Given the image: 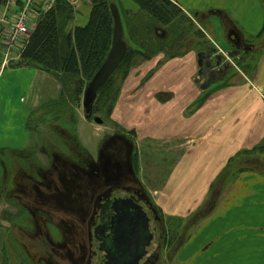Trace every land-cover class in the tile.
Segmentation results:
<instances>
[{"label": "crops", "instance_id": "1", "mask_svg": "<svg viewBox=\"0 0 264 264\" xmlns=\"http://www.w3.org/2000/svg\"><path fill=\"white\" fill-rule=\"evenodd\" d=\"M57 1L52 0V8ZM64 1L73 11L64 28L67 35L88 23L92 7L89 0ZM122 1L130 11H139L131 0ZM169 1L194 19L200 14L208 18L215 39L220 29L222 39L238 49L240 64L233 72L228 66L229 75L211 80L205 70H212L213 57L222 49L195 19L220 50L211 52L207 43L192 40L178 54L160 53L130 69L118 84L108 117L113 133L107 136L116 130L131 142L136 175L152 160L167 166L160 186L147 190L164 223L166 243L168 228L173 235L175 222L190 219L205 206L203 218L177 250V264H264V173L247 168L219 180L235 164L264 165V0ZM43 13L36 8L31 15V31ZM20 54L10 61H19ZM6 70L29 79L24 104L17 108L7 98L4 105L5 113L15 115L21 125L15 129L25 139L20 151H32L41 168H48L51 158L39 146L41 134L28 126L41 106L59 99L62 86L39 69L5 63L0 80ZM0 231L5 240L6 230ZM0 244L2 251L1 237Z\"/></svg>", "mask_w": 264, "mask_h": 264}, {"label": "rangeland", "instance_id": "2", "mask_svg": "<svg viewBox=\"0 0 264 264\" xmlns=\"http://www.w3.org/2000/svg\"><path fill=\"white\" fill-rule=\"evenodd\" d=\"M110 4H114L118 9L123 28V42L128 51L140 52L139 46H142L145 55L155 50L157 52L155 55L163 53L166 56H170L182 52L189 41L191 42L194 40L193 42L198 44L207 43V50L211 52H218L222 49L220 50L222 52H219L213 57V61L211 62L212 70H205V73L209 74L211 80L229 75L227 73L228 66L232 68L231 72H233L236 70L234 68L235 65L237 66V64H240L237 63V55H239L238 49L233 48L228 42L222 39L220 29L215 39L210 24L211 22L208 18L204 17L203 14L196 15L195 19L198 24L205 29V32L207 31L209 33L211 31L213 33H211V36L209 35V38L218 42L219 50L211 43L208 37L201 32L202 29L200 30L198 28V24L194 21L195 19L185 12H182L169 26L163 27L156 24L155 21L149 19L147 16L141 15L138 11H130L122 0H110ZM3 13L4 10L0 9V17ZM181 33L183 34V40L180 42L177 38ZM177 42H179V45ZM172 43L176 44L170 48L169 46ZM15 55L16 52L11 53L7 58L0 56V67L6 61V65L10 68H16L19 61H10ZM224 61L227 62V66H224ZM126 67L127 66L124 68L122 67L110 79L109 87L111 90L107 100L102 98L107 88H104L96 95L92 105L93 113H91L90 116L84 115L82 107L83 93L89 83L85 79H79L83 84L82 95L79 97L80 102L74 103V101L69 99L62 91L57 101L58 107L49 106L40 114H34L29 122L28 128L36 130L37 132L39 131L41 134L42 138L40 137L39 146H41L43 150L46 148L48 155L51 157V164H54L56 171L51 168L52 166L41 168L38 162H36L37 160H35L32 151H30L32 155L27 152L21 153V148H19V146H22L25 139L21 135H18L17 130H15L21 127V125H19V121L16 119L15 115L11 116L5 113L8 104L5 107L4 105L8 98L10 104L17 108L21 107L22 101L27 100L29 79L27 76L22 78L20 74L18 75V72L12 76L8 72L9 70H6L3 74L0 80V95L3 93V100L0 101V228L7 229V231H5L7 237L3 240L4 234L0 231L1 243H4L2 251L0 248V264L73 263V261L70 260V258H72V252L75 251V247L77 248L79 245L78 237H80V239L82 238V231L79 229L78 221L74 219V215L77 214V205H79V202L82 200V195L84 196L86 194V190L90 188L93 190L95 189L92 187L90 180L96 179L98 173L102 174L107 186H114L113 188L116 196L124 198L125 201H130L135 207H142L145 213H148L149 218L153 220V205L150 198L148 200V209L144 205L141 206L137 204L134 194L129 192V190L126 191L124 188L120 187L122 185L124 186L126 183V173L124 174L125 176L119 174L111 166L106 168L100 167V172H95L83 166V163L77 161L75 156L68 151L69 149L67 150V148H65L62 141V134L64 133L60 132L62 131L61 129L68 131V135L71 137L72 141L79 146V150L86 151L94 164L102 163L101 160L103 155H105L104 149L105 146H107V142H115L116 145L124 142L129 143V140L123 135H120L116 130L115 133L118 132L117 141L106 139L108 134L113 133L112 126L109 124V119L107 117L108 108L110 106L109 100L113 97L115 86L121 83L119 80L123 76ZM7 81H9L10 84H7ZM22 82L24 83V87L22 86ZM76 82V80L71 82V89H74ZM62 95L63 99H61ZM97 118L101 120L100 124L95 123V119ZM8 128L13 129L11 134L8 133ZM25 130L27 131V128H25ZM103 141L105 142L102 145ZM124 149L123 151H126L128 154L129 150H126V148ZM75 154L77 155V153ZM104 157L109 158L107 155ZM65 160L71 162V166L66 168L62 167L63 169L58 167L60 164L63 166ZM156 163L155 160H152V162L144 166V170L141 173L138 172V175L134 176L130 174L132 179V183L130 181L131 185H133V187L142 188L146 195L147 190L155 189L160 186L166 174L167 166L157 165ZM68 168H74L76 174L79 176L81 172H86L85 175L88 176L89 179L84 180L85 186L81 185L78 182L79 179H76V177L71 181L72 184L75 183L72 186L67 185L63 178L62 184H57L58 178L56 175H61L62 172H65V169ZM22 186H25L24 192H21L19 189L20 187L22 188ZM97 188L99 191L106 189V187L102 185ZM16 200L24 203L27 207L26 209H28L30 213L25 209L12 206L16 204ZM52 202L58 207L57 209L55 207L53 211L56 210L61 212L56 217V219H58V224L52 223L47 227H42L38 221H40L39 219H41L43 215L46 216L44 207L49 208L50 205L53 204ZM64 211L74 214L66 215ZM203 215L204 213L200 214L198 219H202ZM33 217L39 226V234L42 235L41 239H37L34 242H32L30 238V236L34 235L32 234L34 232ZM190 219L175 222L178 224V227H176L177 225H175L174 222L169 221L176 229L173 235H171L172 227L167 229V231H169V242L166 243L167 237L164 235L163 251H167V249L172 247L176 240L182 241L180 247L186 244L188 238L193 233V228L198 224L197 222V224L194 225L195 221L193 222ZM23 220L26 222L28 221L27 223L31 225L28 228H23ZM188 223L189 226L186 227ZM150 224L153 239L150 246L147 248V255L139 264H155L157 261H160L159 257L156 258L159 236L154 230V222L151 221ZM160 225H162V233L166 232L164 223L161 219ZM178 237L180 239H178ZM18 241L20 243H18ZM178 255L179 252L172 255L169 264H177ZM167 259L165 258V261H163L164 264H168L169 260ZM90 264H101L97 257V251L94 249H92Z\"/></svg>", "mask_w": 264, "mask_h": 264}, {"label": "trees", "instance_id": "3", "mask_svg": "<svg viewBox=\"0 0 264 264\" xmlns=\"http://www.w3.org/2000/svg\"><path fill=\"white\" fill-rule=\"evenodd\" d=\"M89 1L91 3L92 8L89 15L88 23L84 27L75 28L72 33L66 35L64 32V28L67 22L72 18L73 11L69 6V4L66 3L64 0H58L55 6L50 11L43 14L39 18L35 28L26 39V43L20 54L19 64L17 66V67H32L39 69L43 72H46L48 74H51L61 84L63 94L65 93L69 99L74 101V103L80 102L79 97L82 95V91H83V84L79 79H85L88 82L91 81L95 73L98 71V69L101 67V65L106 59V56L111 47L112 36H113L114 22L112 19V15L110 13V5H112L110 4V0H89ZM131 1L135 5H137L139 10L138 12L141 15L147 16L149 19L155 21L156 24L161 25L163 27L169 26L182 13L181 9H179L169 0H131ZM182 36L183 34L181 33L180 36L177 38L180 40V42L183 40ZM177 43L179 45V42ZM175 44L172 43L169 47L172 48ZM139 49L141 50L140 52L132 51V50L128 51L126 49L125 55L121 60L119 66L117 67L115 72L110 76V78L103 84V86L97 91V95L104 88H107V90H105L102 95V98L107 100V98L110 96V90H111L109 87L110 79L116 72H118L122 67L124 68L125 66H127L125 68L123 76L119 80V82H121L124 78H126L130 69L149 60L157 53L154 50L151 51L150 53L148 52L145 55L142 46H139ZM73 80H76L77 82L74 85V89H71L70 85ZM117 93H118V85L115 86L113 97L112 99L109 100L110 106L108 108L107 117H109L111 113L112 107L117 98ZM61 99H63V95ZM57 101H52L46 105L41 106L34 114L36 113L40 114L49 106L58 107L59 105H57ZM34 114L32 115V117L34 116ZM61 130L62 131L60 132L64 133L62 134L63 145L65 146V148H67V150L69 149L68 151H70L72 155L75 156L77 161H79V158L81 157L82 158L85 157L86 160H89V157L83 151L79 150V146L72 141L71 137L68 135L69 132L66 131L65 129H61ZM112 140L113 138H111L110 141ZM122 144H124L126 150L127 149L129 150V153L132 152L133 148L130 141L129 143L124 142ZM75 153H77V155ZM132 156L134 158L135 155ZM128 158L129 160L132 161L131 154L129 156L125 155V159L128 160ZM69 164L71 166V162H69ZM237 165L238 164H235L234 166H230L223 172V174L219 179L221 183L225 180L226 176L230 174L231 177H234L242 169L250 168L252 170H256L264 173V165H262L260 168H257L255 165H249V166L238 165V167ZM68 169H69L68 173L62 172L63 174L65 173V175L68 174L67 175L68 177L65 176L66 180L72 181L75 177L76 179L79 177V175L76 174L74 168H68ZM127 173H129L128 170ZM24 188L25 186H22V188L20 187L19 189L24 192L25 191ZM141 190L143 191V189ZM52 203L53 204L50 205V208L54 209L55 203L54 202ZM12 206L25 209L29 212V210L26 209L27 207L24 205V203H21L17 200H16V204H13ZM204 207L201 210H199L197 213H195V215L190 219L193 222L195 221L194 225L200 221V219H198V216L204 213L203 212L205 209ZM152 208H153V212L157 214L158 213L157 210L154 207ZM52 215L53 216L50 217V220H48L47 224L50 225L54 223L57 225L58 224V219H56L57 216H55L54 214ZM45 220H46L45 217H42L41 220L38 221V223L42 227H44ZM27 222L23 220V225H22L23 228L29 227V224ZM35 224L37 225V222ZM34 226L35 225L33 224V227ZM188 226L189 223L186 225V227ZM181 244L182 241L180 240L175 241L174 245L172 246L175 247L176 249L175 253L180 248ZM162 257H164L163 254ZM72 259L74 260V258Z\"/></svg>", "mask_w": 264, "mask_h": 264}, {"label": "flooded vegetation", "instance_id": "4", "mask_svg": "<svg viewBox=\"0 0 264 264\" xmlns=\"http://www.w3.org/2000/svg\"><path fill=\"white\" fill-rule=\"evenodd\" d=\"M109 144V145H108ZM122 144V143H121ZM118 144L116 145L115 142L112 143H107V146H105V155H107L109 158H105L103 155L102 157V163L99 164H94L93 162H91V160H86L85 157H81L79 158V161L82 162L83 166L88 167L90 170H94L95 172H100V167H113L115 169V171L119 174L124 175L126 173L125 178H127L129 180L126 179V183L123 186H120L122 188H124L126 191L129 190V192H131L132 194H134V197L136 199L137 204H140L141 206H149L148 205V199L147 196L145 195V193L141 190L140 187H136L133 185H131L132 183V179L131 177L128 176L127 174V168H126V159H125V155H124V144ZM121 146V147H120ZM107 148V149H106ZM58 167H70L69 161L65 160V164H60ZM60 168V169H61ZM62 168V169H63ZM53 169L56 171L55 166H53ZM80 170V168H79ZM65 172L68 173L69 169H65ZM86 172L82 173L81 175L77 178L79 179V183L83 186H85V182L84 180H88L89 177L85 175ZM68 175V174H67ZM65 173L63 174H59L56 175V177L58 178L57 180V184L61 185L62 184V178L64 179L65 183L67 185H74L71 183V180H66ZM100 175V176H99ZM68 177V176H67ZM131 181V183H130ZM92 187H94L95 189L93 190L92 188L87 189L86 190V194L81 197V201L79 202L78 206V211L77 214H75V218L78 221V225H79V229L82 231L81 235L82 238L80 239V237H78V241H79V245L76 248L75 247V251L72 252V258H74V260L72 258H70V260L73 261V263L71 264H90L91 263V258H92V249L97 251V257L98 260L101 264H104L105 262L100 260V254H99V249L101 248V245L103 244L104 240H106L107 237L113 238L112 235H110V233L112 232V230L115 228L116 226V217L115 214L113 213V207H114V203L116 201H119L121 204L128 206V208H133L136 213H137V219H138V225L140 224L141 220L144 218L143 217V213L145 215V219L147 222V226H148V233L151 236V241L150 244L152 242L153 239V233L150 230V223L151 221L154 222V230L155 232L158 234L159 236V241H158V250L156 253V258L159 257L160 261H157V263L155 264H164L163 261H165V258L169 260L168 264L171 262V256L175 254V247H171L169 249H167V251L165 253L164 257H161V254H163V241H164V233H162V225H160V222L158 221V218L152 214L153 216V220L149 218L148 213H145V210H141V208L138 210V207H135L133 204H131L130 201H125L124 198L120 197V196H116L115 195V190H114V186H107L106 181L104 179V177L102 176L101 173H98L96 175V179H91L90 180ZM100 185H102L103 187H106L105 190L103 191H99L97 187H99ZM21 192H23L22 190H20ZM56 209L58 208L55 205ZM46 212V216L45 217V226H49L48 220H50V217H52L54 214L55 216L59 215L61 212L60 211H53V209H51L50 207H44ZM148 208V207H147ZM149 209V208H148ZM138 210V211H137ZM151 210V209H150ZM144 211V212H143ZM54 212V213H52ZM64 213L67 215L69 214H74L68 211H64ZM54 216V217H55ZM41 220V219H39ZM35 219L34 217L32 218V222L35 225L34 226V232L32 234H34L33 236H30L31 241L34 242L37 239H41L42 235L39 234V226L38 224H35ZM135 221V220H134ZM132 221V222H134ZM127 222V221H126ZM123 223V224H126ZM136 223V221H135ZM125 229V228H124ZM138 230L141 231V228L138 227ZM114 231V230H113ZM46 236V235H45ZM20 243V242H18ZM149 244V246H150ZM129 246V245H128ZM125 247L127 248V250H130V246L129 247ZM131 251V250H130ZM129 251V253H130ZM147 252V250H146ZM85 255V256H84ZM147 255V254H146ZM145 255V256H146ZM144 256V257H145ZM143 257V258H144ZM142 258V259H143ZM141 259V260H142ZM140 260V261H141ZM131 261V260H129ZM140 261L137 263L139 264ZM131 263V262H130ZM132 264V263H131Z\"/></svg>", "mask_w": 264, "mask_h": 264}, {"label": "water", "instance_id": "5", "mask_svg": "<svg viewBox=\"0 0 264 264\" xmlns=\"http://www.w3.org/2000/svg\"><path fill=\"white\" fill-rule=\"evenodd\" d=\"M110 13L114 22L111 47L105 61L85 88L82 107L86 116H90L92 112L97 91L115 72L126 52L119 12L113 4L110 5ZM245 50H249V48H245ZM95 123L100 124L101 120L97 118ZM113 213L117 220L114 231L112 230L110 233L113 238L107 237L101 245L99 249L100 260L104 261V264H137L146 254L145 249L151 239L145 215L142 214L144 218L138 225L136 211L119 201L114 203ZM125 222L126 224H123ZM138 227L141 228V231L138 230ZM128 245L131 251L125 248Z\"/></svg>", "mask_w": 264, "mask_h": 264}, {"label": "built area", "instance_id": "6", "mask_svg": "<svg viewBox=\"0 0 264 264\" xmlns=\"http://www.w3.org/2000/svg\"><path fill=\"white\" fill-rule=\"evenodd\" d=\"M5 8L7 10L17 11V1H21L22 7L17 14H14L10 20L5 16L0 19V52L1 46L5 45L7 51L13 49L20 41V39L29 34L30 15L36 8L38 1L40 0H4ZM52 0H47L43 9L48 11L51 7ZM3 28H6L5 34ZM4 34V35H3Z\"/></svg>", "mask_w": 264, "mask_h": 264}]
</instances>
